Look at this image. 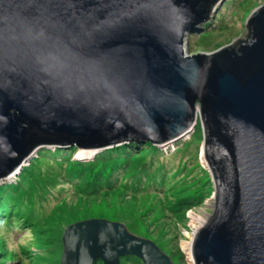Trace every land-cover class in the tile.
<instances>
[{
    "label": "water",
    "instance_id": "water-1",
    "mask_svg": "<svg viewBox=\"0 0 264 264\" xmlns=\"http://www.w3.org/2000/svg\"><path fill=\"white\" fill-rule=\"evenodd\" d=\"M211 0H0V180L36 149L171 145L200 122L214 207L193 264H264V8L211 55L183 39ZM59 264H173L125 226L67 227Z\"/></svg>",
    "mask_w": 264,
    "mask_h": 264
},
{
    "label": "rangeland",
    "instance_id": "rangeland-1",
    "mask_svg": "<svg viewBox=\"0 0 264 264\" xmlns=\"http://www.w3.org/2000/svg\"><path fill=\"white\" fill-rule=\"evenodd\" d=\"M259 8H264V0H219L207 12L208 22L184 37V52L188 56L211 55L238 43L245 38L247 23ZM202 143L199 122L182 140L160 146L163 157L158 154L140 160L137 155L144 149L136 147V155L129 157L135 167L111 174L107 182L100 177L109 170L107 164H100L104 163L98 157L102 150L88 154L87 159L76 157L82 151L79 149L65 155H52L56 148L34 150L22 162L20 172L0 180V186L8 191L6 186L19 183L21 191H29L21 197L19 224L27 214L31 219L43 215L58 228L51 235V245L33 234L29 226L1 230L0 264H59L64 230L89 220L122 224L130 234L151 241L173 264H192L185 244H191L195 231L208 221L214 207L213 181L200 159ZM71 161L90 164V169L73 166ZM29 167L34 176L23 175L22 186L18 177ZM94 178V184L102 185L97 193L87 185Z\"/></svg>",
    "mask_w": 264,
    "mask_h": 264
},
{
    "label": "trees",
    "instance_id": "trees-1",
    "mask_svg": "<svg viewBox=\"0 0 264 264\" xmlns=\"http://www.w3.org/2000/svg\"><path fill=\"white\" fill-rule=\"evenodd\" d=\"M219 1V0H218ZM217 0H211L208 5H207V10L208 12L211 11V9L214 7V5L218 2ZM207 16V15H206ZM124 145V146H123ZM120 147L116 146V147H112L111 149H105L106 151L102 150L103 152L101 154L98 155V157L104 161V163L100 164H107L109 170L107 173H104L103 175H99L104 182L109 181V179L107 178L108 176H110L111 174H117L120 170L123 169H129L132 167H135L134 164H132V160L129 159L130 156L136 155V147L139 148H143L144 149V155L141 153L137 156H141L139 157L140 160L145 159L147 156L149 158H154L155 155H160L161 157L162 154L159 151L157 146H154L152 144H143V145H139L138 143H136V145H129L126 146V144H121L119 145ZM66 148H64L63 146H55L56 150L53 151L51 154L52 155H65V154H70L66 153V151L71 150H78V148L75 145H71L67 144L65 146ZM59 148V150L57 149ZM46 150V149H45ZM63 150V151H60ZM64 152V153H63ZM63 153V154H62ZM43 154H47V153H43ZM69 157V155L67 156ZM147 157V158H148ZM136 163L137 161H133V163ZM73 166H79L83 169H90V164H81L79 162H74L71 161V163ZM93 164H95V162H93ZM80 169V168H79ZM22 172L25 174L20 175V177H18L20 180V183L22 184V186H24V177L23 175H29L30 177H33V170L32 168H25L22 169ZM78 174V172H76ZM87 177H89V175H87ZM26 179V178H25ZM70 181H76L75 178L70 177L69 179ZM112 180V178H111ZM28 181V179H27ZM68 181L69 185H72L71 182ZM96 182V179L94 178L93 183L88 184L89 186L93 187L91 188V192H95L97 193L102 185H100L99 183L94 184ZM32 187H34V184L31 185ZM8 191L6 190V188H3L2 186H0V206H2V208H0V231L2 230L3 232H7L10 228H16V227H20L21 229L26 228V227H31L32 228V233L33 234H39L42 236V238L45 240V244L46 245H51L52 243L50 242L51 240V235L56 231V229L58 228L57 225H51L49 224L52 220L44 218L43 215L41 216H36L33 219H31L30 214H27L26 217L24 218V222L22 223H18L17 221L20 220V217L22 216V211L19 210L21 208V206L23 205L22 202V196H24L25 194H29V191H21V189L23 187H19V183L11 186H6ZM109 189H111V187H108ZM113 190V189H112ZM90 194V193H89ZM101 193H98V195H100ZM28 211H31L28 209ZM15 213V214H14ZM34 228V229H33ZM63 231V230H62ZM44 235V236H43ZM26 256V255H25ZM120 264H141L140 261L136 258L133 257H125L120 261Z\"/></svg>",
    "mask_w": 264,
    "mask_h": 264
},
{
    "label": "bare ground",
    "instance_id": "bare-ground-1",
    "mask_svg": "<svg viewBox=\"0 0 264 264\" xmlns=\"http://www.w3.org/2000/svg\"><path fill=\"white\" fill-rule=\"evenodd\" d=\"M202 151V150H201ZM202 153V152H201ZM88 154L90 155L91 154V156H93V152H90V151H80L78 154H77V158L79 157V158H84V159H87L89 156H88ZM84 156H86V157H84ZM200 159L203 161V163H205V165L207 166V163H206V161L204 160V157L202 156V155H200ZM16 174H18V171L17 172H15V173H13L12 175L14 176V175H16ZM12 175H10V176H12ZM10 176H8V178L10 177ZM8 178H5L4 180H6V179H8ZM202 223V222H201ZM200 223V224H201ZM204 225V224H203ZM203 227V226H202ZM195 230H197V228L195 229ZM195 230H193V231H195ZM196 232V231H195ZM190 245L191 244H189V243H187V244H185V247L187 248V253H188V255L190 254ZM188 260V259H187ZM189 260L191 261V263H192V258H191V254H190V257H189ZM193 264V263H192Z\"/></svg>",
    "mask_w": 264,
    "mask_h": 264
},
{
    "label": "clouds",
    "instance_id": "clouds-1",
    "mask_svg": "<svg viewBox=\"0 0 264 264\" xmlns=\"http://www.w3.org/2000/svg\"><path fill=\"white\" fill-rule=\"evenodd\" d=\"M208 20H209V18L207 17V21L206 22H208ZM204 25V24H203ZM202 25V26H203ZM159 148V147H158ZM160 149V148H159ZM80 150V149H79ZM78 151V150H77ZM20 172V171H19ZM6 178H8V177H6ZM1 181H3V180H1ZM122 260V259H121Z\"/></svg>",
    "mask_w": 264,
    "mask_h": 264
}]
</instances>
